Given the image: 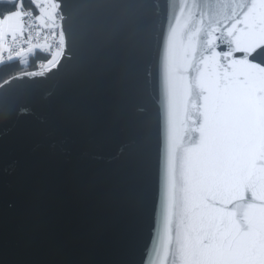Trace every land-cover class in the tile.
Returning a JSON list of instances; mask_svg holds the SVG:
<instances>
[{
	"label": "water",
	"instance_id": "1",
	"mask_svg": "<svg viewBox=\"0 0 264 264\" xmlns=\"http://www.w3.org/2000/svg\"><path fill=\"white\" fill-rule=\"evenodd\" d=\"M55 1L0 84V264H264V0Z\"/></svg>",
	"mask_w": 264,
	"mask_h": 264
},
{
	"label": "built area",
	"instance_id": "2",
	"mask_svg": "<svg viewBox=\"0 0 264 264\" xmlns=\"http://www.w3.org/2000/svg\"><path fill=\"white\" fill-rule=\"evenodd\" d=\"M22 1H18L22 11L20 27L0 38V64L13 61L27 64L30 56L43 52L50 59L41 71L48 70L57 64L60 58H54L57 54L62 56L65 49L63 15L55 0H28L35 6L32 9L24 8Z\"/></svg>",
	"mask_w": 264,
	"mask_h": 264
},
{
	"label": "trees",
	"instance_id": "3",
	"mask_svg": "<svg viewBox=\"0 0 264 264\" xmlns=\"http://www.w3.org/2000/svg\"><path fill=\"white\" fill-rule=\"evenodd\" d=\"M19 0H0V15L10 13L16 9ZM24 8L32 9L35 6L28 0H23ZM48 54L43 52H36L30 56L27 64H22L19 61L0 64V84L10 77L25 73V72H39L43 70V66L49 61Z\"/></svg>",
	"mask_w": 264,
	"mask_h": 264
},
{
	"label": "crops",
	"instance_id": "4",
	"mask_svg": "<svg viewBox=\"0 0 264 264\" xmlns=\"http://www.w3.org/2000/svg\"><path fill=\"white\" fill-rule=\"evenodd\" d=\"M21 13L20 3H18L14 11L0 15V38H6L20 27Z\"/></svg>",
	"mask_w": 264,
	"mask_h": 264
},
{
	"label": "rangeland",
	"instance_id": "5",
	"mask_svg": "<svg viewBox=\"0 0 264 264\" xmlns=\"http://www.w3.org/2000/svg\"><path fill=\"white\" fill-rule=\"evenodd\" d=\"M61 54H57V56L54 58V60H58L60 58Z\"/></svg>",
	"mask_w": 264,
	"mask_h": 264
}]
</instances>
